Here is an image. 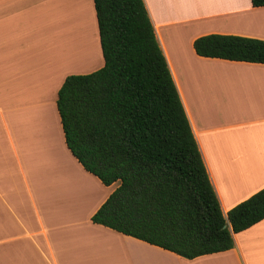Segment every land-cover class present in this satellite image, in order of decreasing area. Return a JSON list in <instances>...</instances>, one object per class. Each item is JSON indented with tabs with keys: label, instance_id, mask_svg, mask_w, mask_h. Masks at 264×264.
Here are the masks:
<instances>
[{
	"label": "crops",
	"instance_id": "0c3cea01",
	"mask_svg": "<svg viewBox=\"0 0 264 264\" xmlns=\"http://www.w3.org/2000/svg\"><path fill=\"white\" fill-rule=\"evenodd\" d=\"M143 1L226 217L264 187V63L200 56L193 40H264V6ZM73 11L82 20L67 33L81 40L69 61L56 23ZM103 64L93 0H0V264H264V219L233 233L232 248L191 259L92 222L118 183L71 154L56 99L67 75Z\"/></svg>",
	"mask_w": 264,
	"mask_h": 264
},
{
	"label": "trees",
	"instance_id": "16d2710c",
	"mask_svg": "<svg viewBox=\"0 0 264 264\" xmlns=\"http://www.w3.org/2000/svg\"><path fill=\"white\" fill-rule=\"evenodd\" d=\"M264 6V0H251ZM104 64L57 92L64 140L102 184L91 220L185 258L234 246L264 219V187L225 217L143 0H93ZM196 54L264 63V40L209 33Z\"/></svg>",
	"mask_w": 264,
	"mask_h": 264
},
{
	"label": "rangeland",
	"instance_id": "374dc122",
	"mask_svg": "<svg viewBox=\"0 0 264 264\" xmlns=\"http://www.w3.org/2000/svg\"><path fill=\"white\" fill-rule=\"evenodd\" d=\"M83 5V4H82ZM81 8V7H80ZM83 10V9H82ZM63 13L64 12H62V16H63ZM69 13H71V12H69L68 11V16L70 15ZM77 11H73V14L71 15V20L70 21H68L67 22V25L66 26H62L63 24V21H62V23L60 24V22H57L56 24H59V25H61V27H62V30H64V33H63V54H64V58H66V59H69V61H71V56L74 54V48H73V40H75L76 42L78 41V42H80V38H76L73 34H70V33H67L68 32V30L69 29H71V30H75L76 28H77V25H78V20H80L81 19V17H78L77 16ZM84 19H85V22L87 21L86 19V17H88V15H86V14H84ZM80 22H81V20H80ZM88 22H89V19H88ZM88 22H86V23H88ZM56 24H55V26H56ZM90 24H91V19H90ZM92 25V24H91ZM56 28V27H55ZM92 32H93V30H92ZM83 33V32H82ZM77 34H78V32H77ZM57 35V36H56ZM92 35H93V33H92ZM71 37H73V38H71ZM93 37V36H92ZM54 38H55V41H56V39L58 38V39H60L61 38V35L59 34H55V29H54ZM67 38V39H66ZM93 39V38H92ZM77 42V43H78ZM59 44H58V42H57V48L59 47L58 46ZM90 45H92V40H91V42L89 43V46ZM87 52H88V49H87ZM85 57V56H84ZM66 60H64V62H65ZM78 67H80V66H78Z\"/></svg>",
	"mask_w": 264,
	"mask_h": 264
},
{
	"label": "bare ground",
	"instance_id": "6f19581e",
	"mask_svg": "<svg viewBox=\"0 0 264 264\" xmlns=\"http://www.w3.org/2000/svg\"><path fill=\"white\" fill-rule=\"evenodd\" d=\"M89 17V16H88ZM88 17H87V19H88ZM80 20H82V19H80ZM88 23H90V22H88ZM89 30V29H88ZM84 31H86V30H84Z\"/></svg>",
	"mask_w": 264,
	"mask_h": 264
}]
</instances>
